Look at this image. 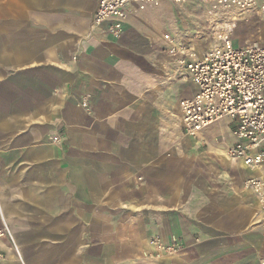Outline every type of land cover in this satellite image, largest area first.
Returning <instances> with one entry per match:
<instances>
[{
    "label": "crops",
    "instance_id": "obj_1",
    "mask_svg": "<svg viewBox=\"0 0 264 264\" xmlns=\"http://www.w3.org/2000/svg\"><path fill=\"white\" fill-rule=\"evenodd\" d=\"M97 3L0 0V264H264L232 121L181 124L168 51L210 48L205 9L128 6L114 37Z\"/></svg>",
    "mask_w": 264,
    "mask_h": 264
},
{
    "label": "built area",
    "instance_id": "obj_2",
    "mask_svg": "<svg viewBox=\"0 0 264 264\" xmlns=\"http://www.w3.org/2000/svg\"><path fill=\"white\" fill-rule=\"evenodd\" d=\"M166 1L180 6L190 0H98L92 24L97 27L111 22L110 33L119 37L128 6L143 11ZM199 3L208 16L210 48L200 58L183 46L172 45L168 51L175 57L177 71L183 72L196 88L193 97L179 102L181 124L187 136L196 138L224 119L232 121L234 143L227 148V156L261 172V176L244 181L243 186L255 194L264 212V43L238 48L232 39L238 14L255 7L256 0ZM261 8L264 11V4ZM164 40H169V35ZM52 140L58 141L57 137ZM152 243L160 251L157 242Z\"/></svg>",
    "mask_w": 264,
    "mask_h": 264
},
{
    "label": "rangeland",
    "instance_id": "obj_3",
    "mask_svg": "<svg viewBox=\"0 0 264 264\" xmlns=\"http://www.w3.org/2000/svg\"><path fill=\"white\" fill-rule=\"evenodd\" d=\"M262 4H264V0H256L255 7L238 14V21L235 23L237 28L232 35L236 47L244 48L253 43H264V11L261 9ZM183 47L193 51L189 46ZM216 134L217 136L220 135L217 132Z\"/></svg>",
    "mask_w": 264,
    "mask_h": 264
},
{
    "label": "bare ground",
    "instance_id": "obj_4",
    "mask_svg": "<svg viewBox=\"0 0 264 264\" xmlns=\"http://www.w3.org/2000/svg\"><path fill=\"white\" fill-rule=\"evenodd\" d=\"M262 9V8H261Z\"/></svg>",
    "mask_w": 264,
    "mask_h": 264
}]
</instances>
